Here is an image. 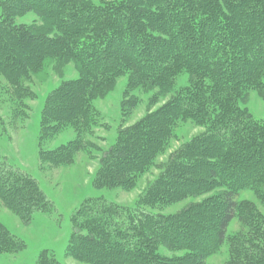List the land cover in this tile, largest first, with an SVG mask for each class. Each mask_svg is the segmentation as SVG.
Segmentation results:
<instances>
[{
	"label": "trees",
	"instance_id": "1",
	"mask_svg": "<svg viewBox=\"0 0 264 264\" xmlns=\"http://www.w3.org/2000/svg\"><path fill=\"white\" fill-rule=\"evenodd\" d=\"M0 8V74L17 97L24 88L20 83L36 75L46 62L67 59L79 72L77 80L63 83L46 102L43 132L70 128L79 135L45 154L50 163L63 165L74 153L94 149L83 141L80 131L96 125L99 116L93 101L111 89L116 77L125 72L130 87L152 85L164 92L161 97L172 93L177 76L185 71L189 82L177 91L180 94L119 135L100 159L95 185L132 187L137 175L156 164L172 138L175 121L184 119L206 131L169 160L151 197L143 202L169 205L194 193L225 187L217 197L216 211L215 203L205 200L183 215L144 214V220L138 218L125 229L119 228L125 223L112 213L115 208L85 206L77 213L80 218L75 223L81 229L68 256L86 264H149L150 260L167 264L164 257L147 250V244L145 251L138 249L143 238H153L187 250L189 264H205L208 250L227 240L226 231L237 219L253 234L228 239V264H264V215L257 210L246 214L248 209L243 212L236 202L244 191L264 199V122L253 120L236 104L242 91L259 86L264 72V0H113L99 6L87 0H0ZM27 13L41 18L42 24H14L15 18ZM23 52L25 57H19ZM240 66L244 68L236 73ZM3 179L0 200L19 218L36 208L33 203L43 201L29 178L7 173ZM168 181L171 186L165 188ZM211 209L216 212L212 234L202 224L182 223L185 215L196 211L202 222ZM108 224L117 228L107 230ZM193 226L198 233L184 232L183 228ZM177 234L182 235L180 240ZM17 243L0 224V252H20L23 248ZM89 248L102 249V257L87 252ZM53 261L41 258L36 264Z\"/></svg>",
	"mask_w": 264,
	"mask_h": 264
},
{
	"label": "rangeland",
	"instance_id": "2",
	"mask_svg": "<svg viewBox=\"0 0 264 264\" xmlns=\"http://www.w3.org/2000/svg\"><path fill=\"white\" fill-rule=\"evenodd\" d=\"M87 1L99 6L113 0ZM1 15L0 8V17ZM13 22L17 26L30 27L33 24L41 25L42 19L33 13H27L15 18ZM239 22L241 21L239 20ZM247 24L249 25V23ZM233 31L235 32V30ZM235 38H241V34L236 35ZM238 50L236 48V54L239 53ZM19 57H25V53H21ZM9 62L13 64L12 60ZM103 62H105L104 59ZM103 62H99V64L102 65ZM124 68L127 70L126 67ZM242 68L244 66L236 68V73ZM182 72L175 80L172 93L161 97L160 94L164 92L160 93L152 85L130 87L129 76L125 72L116 77L111 89L102 98L98 97L93 101V106L99 116L96 125L91 129L80 131L83 141L91 144L94 149L74 153L71 155L70 161L63 165L50 163L44 155L76 140L79 135L70 128L61 131L52 128L45 134L42 129V120L50 94L63 83L79 78L75 64L67 59L46 62L43 69H40L36 75L27 76L25 82L20 83V86L24 87L21 97L16 96L15 89L0 74V183L4 182L3 177L7 173H13L20 178L27 177L43 198V201L33 203L36 208L24 211L23 219L8 210L0 200V224L12 238L17 240L18 246L23 248L17 253L0 252V264H36L41 258L46 261L54 260L52 264H86L67 255L72 248L73 237L78 235L77 232L81 229L75 223L80 218L77 213L85 206L115 208L112 213L128 225L120 224V229L134 226L135 222H138V218L141 221L144 220V214L153 217L183 215L186 211L197 209L200 203L205 200L214 202L216 211L217 197L225 190L223 186L214 187L211 191L201 195L194 193L193 196H188L169 205L143 202L151 197L150 192L158 178L166 172L169 160L176 157L181 148L192 139L206 131L204 126H198L189 120L177 119L175 121L171 127L172 138L165 150L158 156L156 164L137 175L133 180L132 187L128 189H123V187L98 188L95 185L100 159L116 144L119 135L132 128L147 115L167 105L175 98V94H180L177 91L188 85L189 76L187 72ZM236 104L241 111H246L253 120L264 122V72H262L259 86L242 91ZM198 169L193 168L192 170L200 172L201 169ZM169 186L171 185L168 181L164 187L169 188ZM236 202L243 208V212L248 209L246 214L250 213V210H257L264 215V199L259 198L252 191L240 192ZM211 211H209V217L202 222L199 220L201 218L195 216L196 211L185 215L182 223L184 221L185 224H202V229L207 234H212L214 230L213 218H215L216 212L212 209ZM106 226L107 230L117 228V225L108 224ZM152 229L153 231L157 230ZM189 229L198 231L194 226L183 228L184 232ZM81 234L86 236L87 232L82 229ZM252 234L253 232L246 224H241L237 219H234L226 231L227 240L221 246L208 250L210 255H207L205 264H228L231 251L228 239L237 235L247 237ZM202 235L208 236L204 232ZM181 236L177 234L178 240L182 238ZM137 237L133 238L132 236L131 239L136 240ZM142 242L143 245L138 248L139 250L145 251L147 244V250L164 257L167 264H189L191 261V257H188L189 252L181 247L176 248L166 243L163 244L153 238H143ZM202 245L207 250L206 243L204 242ZM87 252L98 257H102L103 253L102 249L93 248L87 249ZM150 261H148L149 264H154Z\"/></svg>",
	"mask_w": 264,
	"mask_h": 264
}]
</instances>
